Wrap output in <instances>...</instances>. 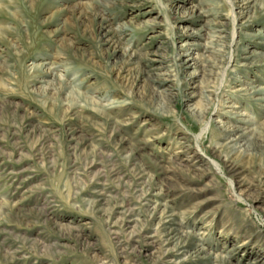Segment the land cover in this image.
Instances as JSON below:
<instances>
[{
  "label": "rangeland",
  "instance_id": "obj_1",
  "mask_svg": "<svg viewBox=\"0 0 264 264\" xmlns=\"http://www.w3.org/2000/svg\"><path fill=\"white\" fill-rule=\"evenodd\" d=\"M0 264H264V0H0Z\"/></svg>",
  "mask_w": 264,
  "mask_h": 264
}]
</instances>
